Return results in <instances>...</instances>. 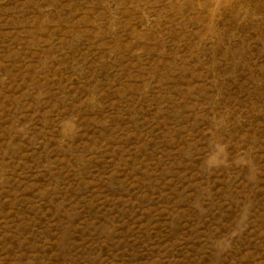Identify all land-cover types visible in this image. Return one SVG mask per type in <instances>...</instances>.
Here are the masks:
<instances>
[{
	"label": "rangeland",
	"instance_id": "1",
	"mask_svg": "<svg viewBox=\"0 0 264 264\" xmlns=\"http://www.w3.org/2000/svg\"><path fill=\"white\" fill-rule=\"evenodd\" d=\"M0 264H264V0H0Z\"/></svg>",
	"mask_w": 264,
	"mask_h": 264
}]
</instances>
